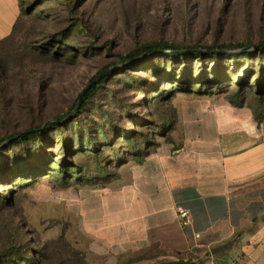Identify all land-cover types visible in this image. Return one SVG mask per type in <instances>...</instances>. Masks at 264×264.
Returning <instances> with one entry per match:
<instances>
[{
    "label": "rangeland",
    "instance_id": "1",
    "mask_svg": "<svg viewBox=\"0 0 264 264\" xmlns=\"http://www.w3.org/2000/svg\"><path fill=\"white\" fill-rule=\"evenodd\" d=\"M22 2L26 11L0 42V264H135L140 255L94 248L81 227L93 207L81 204L118 191L122 169L176 141L181 112L226 104L238 83L246 104L261 106L264 52L251 50L264 41V0ZM154 43L180 51L122 61ZM98 75L94 85L108 78L78 112ZM223 252L169 259L153 246L141 256L237 264Z\"/></svg>",
    "mask_w": 264,
    "mask_h": 264
},
{
    "label": "crops",
    "instance_id": "2",
    "mask_svg": "<svg viewBox=\"0 0 264 264\" xmlns=\"http://www.w3.org/2000/svg\"><path fill=\"white\" fill-rule=\"evenodd\" d=\"M20 12V0H0V41ZM226 102L181 112L176 141L160 143L129 173L122 169L118 191L81 204L93 207L81 212V227L94 248L128 258L157 246L169 259L219 248L234 263L264 264V119Z\"/></svg>",
    "mask_w": 264,
    "mask_h": 264
},
{
    "label": "trees",
    "instance_id": "3",
    "mask_svg": "<svg viewBox=\"0 0 264 264\" xmlns=\"http://www.w3.org/2000/svg\"><path fill=\"white\" fill-rule=\"evenodd\" d=\"M23 2H22V0H20V15H19V18L21 17V15L22 14H24V12L26 11L24 8H23V4H22ZM19 18H18V20H19ZM18 20H17V22H18ZM17 22L15 23V26H16V24H17ZM15 26H14V29H15ZM14 29H13V31H14ZM12 31V32H13ZM11 35V34H10ZM9 35V36H10ZM8 36V37H9ZM4 40V39H3ZM2 41V40H1ZM0 41V42H1ZM259 45H262V46H259ZM254 46V48H253V50H251L252 52H254V51H262V52H264V41H260L259 43H257V44H254L253 45ZM256 46H258V47H256ZM150 49H154V50H159V51H161L160 53H165L166 51H170V52H173V51H180V50H178V48H176V47H174V46H172V45H169V44H166V43H163V44H158V43H154V44H147V45H144L143 47H141V49L140 50H136V51H133V52H130L129 54H127L124 58H122V61H124V62H127V61H134L138 56H141V55H144V53L145 52H147L148 50H150ZM244 49H247V48H244ZM215 50H217L219 53H216L214 56H216V55H219L220 53H222V50H223V47H216V48H214V47H211V48H209V51H215ZM155 53H157V52H155ZM249 53H251L250 51H248V50H245V51H243V56H247ZM214 54V53H213ZM108 77L106 76V77H104L100 82H98L96 85H94L90 90H89V92L87 93V95L84 97V99H85V101L83 100V102H82V104H81V106L77 109V111L78 112H82L83 110H84V108H85V106H86V100L91 96V95H93L94 93H95V91L98 89V87L107 79ZM262 83V85L264 86V81L263 82H261ZM236 88H237V90L235 91V94H233V95H231V96H228V99H229V101L233 104V105H237V106H242V105H244V104H246V102H247V98L245 97V96H243V94H242V89H243V84H237L236 85ZM251 88H253V87H251ZM261 91V90H260ZM261 102V106L259 107V108H256L255 110H254V115H255V119L258 121V122H260V121H262L263 119H264V108H262V105L264 104V100H262V101H260ZM76 105H77V102H76V104H75V107H76ZM74 107V108H75ZM62 119H64V118H62ZM62 119H61V121H62ZM49 127L50 126H54V127H58V124H56V125H54V124H49L48 125ZM41 128V127H40ZM35 129H39V128H35ZM42 129V128H41ZM41 129H39V130H37V131H40ZM37 131H32V132H29V133H27V134H25V135H22V136H20V137H18V138H16V139H14V140H12V142H14V143H16V142H18V141H20V140H23V139H26V138H28L29 136H30V134H33V133H35V132H37ZM13 136H15V135H13ZM13 136H11V137H13ZM10 137V138H11ZM150 153V152H149ZM149 153H147L146 155H148ZM139 159H142V158H139ZM138 159V160H139ZM153 256H151V257H142L141 255H140V257L137 259V260H135L134 262H136V261H139V260H142V259H151ZM152 260V259H151ZM25 261V260H24ZM26 261H28L30 264H33L32 263V259L31 258H29V259H27ZM182 264V263H184V261H182V260H178V262H177V264ZM149 264H151V263H149Z\"/></svg>",
    "mask_w": 264,
    "mask_h": 264
},
{
    "label": "water",
    "instance_id": "4",
    "mask_svg": "<svg viewBox=\"0 0 264 264\" xmlns=\"http://www.w3.org/2000/svg\"><path fill=\"white\" fill-rule=\"evenodd\" d=\"M259 46H262V45H259ZM256 47H258V46H256ZM149 52H161V51H159V50H154V49H150V50H148L147 52H145V54H146V53H149ZM145 54H144V55H145ZM98 78H99V75L96 76V77L90 82V84H89V85L83 90V92H82L81 95L79 96V99H78L77 105H76V107L74 108L75 110L78 109V108L81 106V104H82V102H83V100H84V97L87 95V93L89 92V90H90V89L94 86V84L97 82ZM41 128H42V127H41ZM41 128H39V129H41ZM39 129H33V130H29V131H26V132L19 133V134L15 135V136L9 138V140H8L7 142L12 141V140H14V139H16V138H18V137H20V136H22V135H25V134H27V133H29V132L37 131V130H39ZM4 144H6V143H4ZM218 249H219V248H215V249L212 250V252H215V251H217Z\"/></svg>",
    "mask_w": 264,
    "mask_h": 264
},
{
    "label": "built area",
    "instance_id": "5",
    "mask_svg": "<svg viewBox=\"0 0 264 264\" xmlns=\"http://www.w3.org/2000/svg\"><path fill=\"white\" fill-rule=\"evenodd\" d=\"M188 211L187 210H185V209H180L179 211H178V217L181 219V220H186L187 219V217H188ZM199 236V235H198Z\"/></svg>",
    "mask_w": 264,
    "mask_h": 264
}]
</instances>
